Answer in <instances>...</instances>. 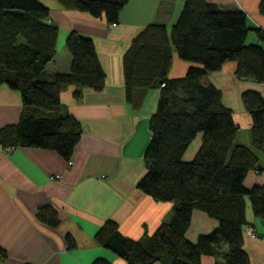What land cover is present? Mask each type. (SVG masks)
Returning <instances> with one entry per match:
<instances>
[{"label":"trees","instance_id":"16d2710c","mask_svg":"<svg viewBox=\"0 0 264 264\" xmlns=\"http://www.w3.org/2000/svg\"><path fill=\"white\" fill-rule=\"evenodd\" d=\"M57 1L113 24L127 0ZM258 10L264 15V0H259ZM249 30L257 43L245 42ZM56 37L57 27L40 1L0 0V82L18 91L22 104L16 123L0 128V145L51 149L68 159L81 127L69 113L58 112L59 91L70 84L76 87L75 96L80 87L99 89L104 73L92 40L69 31L64 38L69 70L45 78L43 69L55 54ZM172 49L192 63L182 77H166ZM226 61L236 63L238 78L264 81V31L249 27L241 10H223L205 0H184L168 35L163 24H147L122 54L126 100L151 87L160 89L148 119L145 172L136 188L156 201L172 202L169 218L137 239L122 235L111 219L95 230V241L127 264H199L203 252L220 259L214 264H249L242 248L243 228L248 225L245 198L252 214L264 222V183L245 188L242 181L248 170L256 169V151L264 150V99L257 91L242 92L251 118V144L234 143L237 127L231 111L221 103L220 91L204 79ZM197 133L198 149L184 160L182 154ZM193 210L203 211L217 224L191 242L184 231ZM34 213L49 225L63 216L45 205ZM66 240L73 245L68 235ZM89 264L112 263L95 257Z\"/></svg>","mask_w":264,"mask_h":264},{"label":"crops","instance_id":"0c3cea01","mask_svg":"<svg viewBox=\"0 0 264 264\" xmlns=\"http://www.w3.org/2000/svg\"><path fill=\"white\" fill-rule=\"evenodd\" d=\"M38 1L48 8L49 21L57 27L55 54L45 64L43 76L50 79L55 72L69 70L71 58L64 38L69 31H76L92 40L104 80L99 89L80 87L78 96L73 94L76 87L72 84L59 91L58 112L69 113L81 127L68 159L51 149L15 147L5 152L0 145V251L4 253L0 264H89L95 257L127 264L95 241V230L111 219L122 235L137 239L169 218L172 202L156 201L136 188L145 172L148 119L160 89L151 87L126 100L122 54L147 24H163L168 35L184 0H127L113 24L102 17L67 9L57 0ZM205 1L223 10H241L249 27L264 31L259 0ZM245 42H258L253 30L248 31ZM191 64L172 49L166 77H182ZM235 66L234 61H226L204 79L220 91L221 103L231 111L237 127L234 143L250 146L251 118L241 94L253 90L264 99V88L257 81L238 78ZM21 109L19 92L0 82V128L16 123ZM200 138L201 133H197L188 144L182 154L184 160L193 157ZM256 155V169L248 170L243 178L245 188L264 183V150L256 151ZM55 174L58 177L50 178ZM39 205L62 211V218L55 225L39 220L34 213ZM244 214L254 235L243 232L242 248L249 264H264V222L252 214L246 198ZM216 224V219L203 211L193 210L184 235L194 242ZM67 235L72 246L67 244ZM215 261L220 259L203 252L199 264Z\"/></svg>","mask_w":264,"mask_h":264},{"label":"built area","instance_id":"2783aa9c","mask_svg":"<svg viewBox=\"0 0 264 264\" xmlns=\"http://www.w3.org/2000/svg\"><path fill=\"white\" fill-rule=\"evenodd\" d=\"M259 84L264 88V81H260ZM160 86H163V83H160ZM12 149H13V147H11V146H5V147H3V150L5 152H10ZM67 164H71V160H67ZM54 177L56 178V177H58V175L55 174L54 176H51L50 178H54ZM243 232L246 235H250V236H253L254 235V231H253L252 227L249 226V225H246L243 228Z\"/></svg>","mask_w":264,"mask_h":264}]
</instances>
